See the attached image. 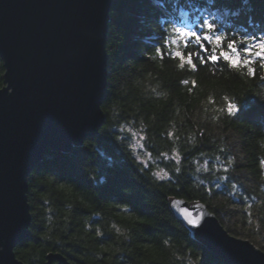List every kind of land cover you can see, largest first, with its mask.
Returning a JSON list of instances; mask_svg holds the SVG:
<instances>
[{"label":"trees","instance_id":"trees-1","mask_svg":"<svg viewBox=\"0 0 264 264\" xmlns=\"http://www.w3.org/2000/svg\"><path fill=\"white\" fill-rule=\"evenodd\" d=\"M202 19L215 22L225 45L264 36V0H112L104 124L30 172V235L14 249L23 264H45L50 253L69 264H227L189 237L169 198L203 204L264 252V67L257 59L249 76L194 57L192 70L156 55L174 29L197 31ZM3 73L0 61V88ZM131 132L151 162L134 154Z\"/></svg>","mask_w":264,"mask_h":264},{"label":"water","instance_id":"water-1","mask_svg":"<svg viewBox=\"0 0 264 264\" xmlns=\"http://www.w3.org/2000/svg\"><path fill=\"white\" fill-rule=\"evenodd\" d=\"M112 0H0V264L29 235L27 178L43 157L67 154L104 124L105 40ZM189 237L227 264H264V252L230 235L199 202L169 198ZM199 216L196 227L179 215ZM45 264H69L50 253Z\"/></svg>","mask_w":264,"mask_h":264},{"label":"snow or ice","instance_id":"snow-or-ice-1","mask_svg":"<svg viewBox=\"0 0 264 264\" xmlns=\"http://www.w3.org/2000/svg\"><path fill=\"white\" fill-rule=\"evenodd\" d=\"M174 33L176 38L165 40L162 47L156 49V55L161 59L165 55L172 59H178L181 67L187 64L192 70H196L197 65L193 62L194 57L200 64H216L222 60L230 68L246 67L249 76L255 75L256 69L252 65L257 59L260 61V66L264 67V36H248L239 42L234 38H229L225 45L224 41L226 38L218 32L215 22L209 19H202L200 28L197 31L176 28ZM206 44L209 47H206ZM190 45L196 46L197 51H188L185 54L184 50L188 49ZM254 49L259 50L254 51ZM261 79H264V76ZM182 83L187 84L188 82L183 81ZM193 86H195V82H193ZM224 99L227 102V114L236 116L240 111L239 106L227 97ZM140 139L142 140L143 137H140ZM231 162L229 160V163ZM261 163L264 164V161H261ZM156 175L160 177L161 174L156 173ZM163 176H167V173L164 172ZM179 215L182 216L187 224L193 227L199 224L200 217H193V214L187 209H181ZM97 235H100V233L97 232Z\"/></svg>","mask_w":264,"mask_h":264},{"label":"rangeland","instance_id":"rangeland-1","mask_svg":"<svg viewBox=\"0 0 264 264\" xmlns=\"http://www.w3.org/2000/svg\"><path fill=\"white\" fill-rule=\"evenodd\" d=\"M259 49H257L258 51ZM140 136L138 132H131V148L137 158L140 159V161L145 162L149 161L151 162L152 160L149 158V156L146 155L144 152V149L142 147V140L140 139ZM139 141V143H138ZM231 235V234H230Z\"/></svg>","mask_w":264,"mask_h":264}]
</instances>
